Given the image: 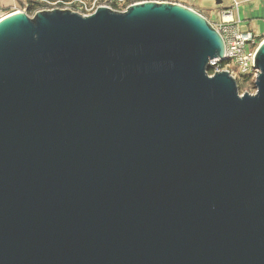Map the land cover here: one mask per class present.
<instances>
[{
    "label": "water",
    "instance_id": "1",
    "mask_svg": "<svg viewBox=\"0 0 264 264\" xmlns=\"http://www.w3.org/2000/svg\"><path fill=\"white\" fill-rule=\"evenodd\" d=\"M224 49L174 2L3 17L0 264H264V39L253 94Z\"/></svg>",
    "mask_w": 264,
    "mask_h": 264
},
{
    "label": "rangeland",
    "instance_id": "2",
    "mask_svg": "<svg viewBox=\"0 0 264 264\" xmlns=\"http://www.w3.org/2000/svg\"><path fill=\"white\" fill-rule=\"evenodd\" d=\"M149 1V0H0V17L16 11L24 12L29 16H33L37 11L62 9L77 12L81 15H88L100 6H105L113 11H124L133 3ZM156 2H174L189 7L202 16H204L211 25H216L221 17L227 18L224 14L229 10L226 5L233 4L232 0H223L217 3L216 0H151ZM241 1L235 8L242 7L252 2H258L261 8H264V0H237ZM261 19V18H259ZM264 19V17L262 18ZM227 20V19H226ZM230 20V18H228ZM264 38V32L258 35V42ZM208 74H212V70H207ZM246 88L241 87L239 93L245 92Z\"/></svg>",
    "mask_w": 264,
    "mask_h": 264
},
{
    "label": "built area",
    "instance_id": "3",
    "mask_svg": "<svg viewBox=\"0 0 264 264\" xmlns=\"http://www.w3.org/2000/svg\"><path fill=\"white\" fill-rule=\"evenodd\" d=\"M233 1L234 4L237 3L235 0ZM212 26L221 35L225 47L223 59L215 58L209 63L212 74L216 71L226 70L236 80L238 90L245 87V92L255 93L254 82L258 75V69L254 65V57L259 45L258 35L250 30L240 29L238 22L233 19L224 20L223 17L216 25Z\"/></svg>",
    "mask_w": 264,
    "mask_h": 264
},
{
    "label": "crops",
    "instance_id": "4",
    "mask_svg": "<svg viewBox=\"0 0 264 264\" xmlns=\"http://www.w3.org/2000/svg\"><path fill=\"white\" fill-rule=\"evenodd\" d=\"M223 0H221L222 2ZM233 1V0H232ZM237 3L228 4L226 7H229V10H226V16H230V20L233 19L238 22V27L243 30H250L253 33L260 35L264 32V8H261L258 2H252L248 5L242 7L239 11V7L236 5L241 1L235 0ZM261 18V19H259Z\"/></svg>",
    "mask_w": 264,
    "mask_h": 264
},
{
    "label": "bare ground",
    "instance_id": "5",
    "mask_svg": "<svg viewBox=\"0 0 264 264\" xmlns=\"http://www.w3.org/2000/svg\"><path fill=\"white\" fill-rule=\"evenodd\" d=\"M16 13H21V12H20V11H16V12L11 13V14H16ZM8 15H10V14H8ZM5 16H7V15H5ZM5 16H1V17H0V20H1L3 17H5ZM226 17H227V18H226L227 20H228V18H230L229 15H227ZM226 19H225V20H226ZM263 39H264V38H263ZM263 39H262V40H263ZM262 40H261V41H262ZM261 41L259 42V44L261 43Z\"/></svg>",
    "mask_w": 264,
    "mask_h": 264
}]
</instances>
